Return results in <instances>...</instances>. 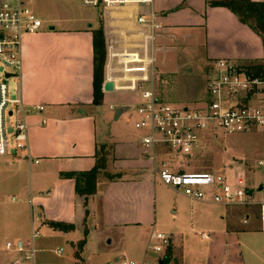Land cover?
Masks as SVG:
<instances>
[{"label": "crops", "instance_id": "crops-1", "mask_svg": "<svg viewBox=\"0 0 264 264\" xmlns=\"http://www.w3.org/2000/svg\"><path fill=\"white\" fill-rule=\"evenodd\" d=\"M207 2L208 0H154L153 8L159 12L162 25L157 33L131 22L126 28L125 23L114 22L109 16H105L102 20L106 46L103 83L111 80L114 86L111 91H104L102 88L103 99L100 105L92 103L91 30L96 27L88 25L83 29L56 31L53 26H49V29L41 31V28L38 32L23 37L22 67L17 76L16 95L24 108L30 110L24 115L28 150L18 154L8 152L0 157L10 159V164L6 160L5 166L11 165V168L0 173V181L3 186L8 184L21 190L23 168L24 165L27 166L29 185L32 186L35 182L37 190V194L30 196L28 200L29 210L32 214L35 210L40 223L50 234L57 238L64 237L66 242H70L73 264H87L83 254L93 229L97 231V241L109 238L110 244L113 234L120 238H125V234H128L132 238L139 235V229H144L146 236L143 251L133 248L138 259L121 260V256L116 255L114 261L120 260L123 264L124 260H144L149 256L147 242L150 233L156 229L158 208H170L171 205L174 223L167 230L168 233L164 232L171 236V260L168 264L175 262L176 249L181 247L179 251L182 253L185 247L187 233L181 230L186 228L185 224L188 225V222L191 230L202 241L210 242L206 246V264H213L214 254L217 253L215 249L224 241L225 244L230 242L237 248V253L240 252L237 233L241 229L237 226L236 209H256L258 215L253 217V222L257 231H261L259 206L233 207L194 200L181 190L164 185L157 175L160 160H165L174 170L183 169L171 162L177 154L172 158L160 156L153 160L144 153L141 139L136 140L117 128L101 137L97 134L100 107L107 106L108 103L109 109H115V121L120 120L129 109L127 103H120L115 108L112 96L123 92L134 93L137 94V104L141 89L147 85L153 87L160 100L168 102L157 95L155 84L174 71L170 70L169 62L176 64L179 57L185 59L178 66L180 70L187 66H197L195 63L198 61H201L202 66H209L219 58L239 63L263 60L264 47L259 36L226 8L210 6ZM138 27L139 34L134 33ZM45 35L50 37L49 41L39 40L40 36ZM192 47L196 49L194 55L190 50ZM201 47L203 51L198 54ZM39 107L42 109H38ZM118 109L120 112L116 116ZM103 117L100 114V120ZM133 117L136 118L135 109ZM142 132L141 138L144 134ZM101 147L109 149L110 154L107 156L110 158L107 159L108 168L105 170L113 177L108 178L105 174L98 176L95 193L87 197L85 206L84 197L75 192L74 177L63 174L72 172L74 176H78L80 172L91 169ZM27 154L32 162L27 160ZM34 160L38 162L35 163ZM226 177L234 180L233 176ZM160 185L175 190L177 195L171 202L164 201L161 206L159 202L158 206L156 188ZM260 187L263 190L262 184L257 190ZM249 220L250 213L242 216L243 223ZM52 221L71 224L73 229H55L49 225ZM33 228L32 230L39 232ZM85 230L86 243L81 252L82 260L78 261L74 252L77 242L83 238L78 234L83 235ZM200 234H205V237ZM166 252L167 249L164 256ZM15 255L12 252L10 264ZM8 262L0 259V264H9Z\"/></svg>", "mask_w": 264, "mask_h": 264}, {"label": "built area", "instance_id": "built-area-1", "mask_svg": "<svg viewBox=\"0 0 264 264\" xmlns=\"http://www.w3.org/2000/svg\"><path fill=\"white\" fill-rule=\"evenodd\" d=\"M34 1L0 0V66L9 70L4 72V80L0 81V156L8 153L10 135L17 150H28L24 115L30 110L24 108L17 95L15 98L9 97L6 74H20L23 37L42 28L41 19L30 8ZM79 2L82 6L101 8L103 17L109 16L114 22L121 21L126 28L131 22L154 33L162 29L160 14L153 8L154 0ZM135 114L134 126L144 131L141 145L150 159L155 160L160 156L172 158L178 153L195 155L207 134L216 136L217 130L225 134L264 130V78L248 73L235 60L219 58L208 68L206 96L201 106L191 108L162 101L149 86L141 89ZM5 115L14 118L10 134L7 133ZM26 158L29 162L33 161L29 154ZM256 163L264 166V159ZM157 175L164 185L179 189L194 200L233 207L259 206V226L264 232V193L259 195V190L254 191L247 186L244 178L229 180L225 175L213 171L174 170L165 160H160ZM246 221L247 217L244 219ZM200 235L205 237V234ZM38 236L39 232L32 230L28 246L20 239L6 241L5 248L16 254L11 264H40L36 261L37 250L34 246V239ZM170 242V235L154 230L149 235L147 250L156 254L157 260H124L123 264H159ZM55 252L61 254L62 248Z\"/></svg>", "mask_w": 264, "mask_h": 264}, {"label": "rangeland", "instance_id": "rangeland-1", "mask_svg": "<svg viewBox=\"0 0 264 264\" xmlns=\"http://www.w3.org/2000/svg\"><path fill=\"white\" fill-rule=\"evenodd\" d=\"M30 8L41 19L42 29H49L53 26L56 31L83 29L88 25L97 27L104 19L101 14L102 9L97 7L82 6L79 0H36ZM103 23V22H102ZM134 33H139L134 30ZM47 35L40 36L39 40L49 41ZM191 53H195V48H191ZM203 47L198 49V54H201ZM190 53V54H191ZM192 55V54H191ZM169 62L170 70L174 69L171 74L162 77L157 84L155 90L157 95L173 105H184L187 107H199L206 96V76L209 66L201 65V61L195 63L197 66H187L180 70L178 66L185 61ZM173 58L170 57V60ZM194 59V58H193ZM173 61V60H172ZM243 66V63H240ZM202 68V69H201ZM4 70L0 66V81L4 80ZM9 97H16L17 76L7 78ZM148 88L149 86H143ZM112 102L115 108L120 106V103H127L129 109L124 113L120 120H114L113 108L102 106L98 110L102 114L103 119L100 120V114L97 115V134L99 137L107 133L117 130L125 132L127 135L133 136L136 140L141 139L142 130L134 126L133 112L136 107L137 94L134 93H119L112 96ZM119 101V102H118ZM122 101V102H120ZM113 106V107H114ZM102 112V113H101ZM13 117L5 115V125L7 133H11ZM216 136L207 135L202 147L197 151V154L187 156L178 153L171 162L176 166L183 167L186 171H213L221 173L225 176H233L232 178H244L246 184L251 186L254 191L260 184L263 185V190L258 191L259 195L264 193V166L257 165L258 159H264V130H256L252 132L225 134L221 130H217ZM9 154H18L19 150L15 148V141L12 135L8 142ZM109 149H105L107 159L110 158ZM6 155V154H5ZM3 155V156H5ZM2 157V156H0ZM10 164V159H6ZM4 159H0V173L5 172L11 165H4ZM108 161V160H107ZM108 168V167H107ZM24 174L22 175L21 190L12 186H3L0 181V259L10 264L12 252L5 248L6 241L22 240L25 246H28L31 239V231L38 229L40 235L34 239V246L37 250L36 261L40 264H73L74 257L70 242H66L64 237H55L50 234L45 226H42L39 218L34 210L33 214L29 210L30 196L37 194L36 183L29 185V170L24 165ZM20 187V186H19ZM158 206L164 201L173 200L176 197V191L167 188L163 185L156 188ZM173 205L170 208L164 207L159 210L156 217L155 230L168 233L173 225L172 218ZM238 214L237 226L241 229L237 236L239 238L240 252L237 253V248L231 243L225 244V241L219 246L214 254L213 264H264V233L257 231L255 228L253 217L258 215L256 209H236ZM250 213V220L247 223L242 222V216ZM252 218V219H251ZM182 232L187 233L185 239V247L182 253L176 249L175 262L171 264H206V246L210 242L202 241L198 235L191 230V225L185 224ZM97 231H90L88 238V246L83 254L87 264H121V261H114L116 255L121 256V260L138 259V254L133 248L137 247L138 251H143L145 246L146 232L144 229H139V235L120 238L113 234L111 244L109 238L102 241L96 240ZM85 237L83 234H78ZM77 236V235H76ZM139 237V239H138ZM130 245L132 247H130ZM58 248H63L62 254H57L55 251ZM124 252V254H122ZM148 255L144 260L146 262L157 260V255L148 250ZM138 262V261H137ZM140 262V261H139Z\"/></svg>", "mask_w": 264, "mask_h": 264}, {"label": "trees", "instance_id": "trees-1", "mask_svg": "<svg viewBox=\"0 0 264 264\" xmlns=\"http://www.w3.org/2000/svg\"><path fill=\"white\" fill-rule=\"evenodd\" d=\"M210 6L224 7L233 13L237 19L247 25L254 33H256L264 47V2L253 0H208ZM92 33V50H93V100L94 105H100L103 99L102 84H103V67L106 57L105 38L103 33L102 21L100 24L91 30ZM243 68L248 73L264 78V57L261 61L244 62ZM107 157L105 148L101 147L96 153L95 165L87 170L80 172L78 176L74 173H65L66 177H74L75 179V192L84 197L85 206L87 205V197L96 190V183L100 174H105L108 178L113 176L106 172ZM49 225L59 230L73 229V225L63 222H49ZM86 230L84 231L85 237L79 240L76 244L74 256L78 261H81V252L83 251L86 243ZM170 258V247L167 248L166 255L162 258V264H168Z\"/></svg>", "mask_w": 264, "mask_h": 264}, {"label": "water", "instance_id": "water-1", "mask_svg": "<svg viewBox=\"0 0 264 264\" xmlns=\"http://www.w3.org/2000/svg\"><path fill=\"white\" fill-rule=\"evenodd\" d=\"M11 76H14L13 74H6V77H11ZM113 86H114V82L113 81H111V80H106L104 83H103V86H102V88H103V90L104 91H111V90H113ZM119 112H120V109H118L117 111H116V116H117V114H119ZM259 190H261V187L259 188ZM162 262H161V260H160V264H161Z\"/></svg>", "mask_w": 264, "mask_h": 264}]
</instances>
